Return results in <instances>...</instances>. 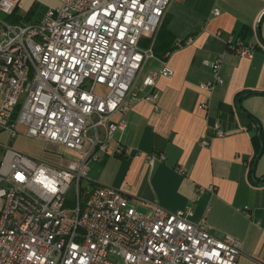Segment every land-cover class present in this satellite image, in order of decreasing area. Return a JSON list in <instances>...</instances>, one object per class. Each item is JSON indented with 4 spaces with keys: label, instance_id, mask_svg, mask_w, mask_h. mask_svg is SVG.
Wrapping results in <instances>:
<instances>
[{
    "label": "built area",
    "instance_id": "obj_1",
    "mask_svg": "<svg viewBox=\"0 0 264 264\" xmlns=\"http://www.w3.org/2000/svg\"><path fill=\"white\" fill-rule=\"evenodd\" d=\"M173 1L63 0L37 25L0 18V130L14 138L23 126L28 137L75 154L59 167L0 145V264H237L241 243L215 237L204 219L190 222L189 208L170 213L156 206L143 214L136 199L114 188L82 187L89 164L109 153L125 129L124 118L113 117L125 116L138 100L133 86L154 58L152 46ZM17 4L0 0V13L12 16ZM143 38L150 39L148 48H141ZM226 47L240 58L254 50L232 38ZM210 68L213 80L200 89L223 84L220 60ZM171 75L162 60L143 79L148 92L140 99L154 104L157 79ZM214 130L222 136L217 125Z\"/></svg>",
    "mask_w": 264,
    "mask_h": 264
},
{
    "label": "crops",
    "instance_id": "obj_2",
    "mask_svg": "<svg viewBox=\"0 0 264 264\" xmlns=\"http://www.w3.org/2000/svg\"><path fill=\"white\" fill-rule=\"evenodd\" d=\"M17 1V15L40 9V20L63 3ZM244 28L246 35H239ZM230 38L252 45L251 57L228 51ZM150 44L140 41L141 48ZM152 52L133 86L138 100L125 116L113 117L124 118L125 129L109 153L89 164L87 187L114 188L136 199L137 211L146 214L156 206L170 213L189 208L190 222L204 219L215 237L241 243L237 264H264V0H174ZM162 60L172 75L157 79V99L150 104L140 99L148 92L142 81ZM216 60L223 84L200 89L212 82L210 63ZM216 125L222 136L215 135ZM255 133L263 140L258 154ZM125 147L130 155L118 153ZM136 153L164 160L150 164Z\"/></svg>",
    "mask_w": 264,
    "mask_h": 264
},
{
    "label": "rangeland",
    "instance_id": "obj_3",
    "mask_svg": "<svg viewBox=\"0 0 264 264\" xmlns=\"http://www.w3.org/2000/svg\"><path fill=\"white\" fill-rule=\"evenodd\" d=\"M43 12L38 9L34 13H30L27 17L23 18L21 16L9 18L4 14L0 13V18L8 21L12 25H19L26 27L28 25H37L40 23V15ZM101 91V90H100ZM103 93V91H101ZM18 135L12 138L9 132L0 130V145L4 147L13 148L29 157H31L36 162H45L53 166L64 167L70 161L75 159V154L66 148L60 146H53L46 143L43 140H37L30 138L26 135L27 129L20 126L18 129ZM82 187H87L85 180L82 181ZM74 195V185L68 192V200L72 201ZM69 208L73 207V202H68ZM146 214L144 211H140Z\"/></svg>",
    "mask_w": 264,
    "mask_h": 264
},
{
    "label": "trees",
    "instance_id": "obj_4",
    "mask_svg": "<svg viewBox=\"0 0 264 264\" xmlns=\"http://www.w3.org/2000/svg\"><path fill=\"white\" fill-rule=\"evenodd\" d=\"M29 14H30V13L26 14L23 18L27 17ZM17 16H20V15H17V13H16V11H15V13H14L12 16H9V18L16 17V19H19ZM21 17H22V16H21ZM246 33H247V29L244 28V29L240 30L239 35H243V36H245ZM252 141H253V143H254V145H255V149H256L257 154H258V153H261V151H262V146H263V145H262V143H263L262 137H261L260 135L257 136V133H255V135L252 136Z\"/></svg>",
    "mask_w": 264,
    "mask_h": 264
}]
</instances>
